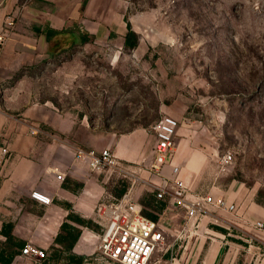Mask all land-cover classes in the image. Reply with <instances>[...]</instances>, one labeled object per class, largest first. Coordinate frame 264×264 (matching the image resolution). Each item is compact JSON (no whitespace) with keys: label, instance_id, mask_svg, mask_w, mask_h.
<instances>
[{"label":"rangeland","instance_id":"374dc122","mask_svg":"<svg viewBox=\"0 0 264 264\" xmlns=\"http://www.w3.org/2000/svg\"><path fill=\"white\" fill-rule=\"evenodd\" d=\"M103 5L99 34L80 31L69 44L59 39L53 51L52 42L40 47L38 59L21 70L30 76L35 96L71 116L80 137L84 126L121 136L148 129L154 139V125L171 115L179 123L174 146L182 147L172 153L190 162L185 184L191 193V185L200 191L234 185L238 195L264 207V0ZM128 23L139 39L134 48L125 45ZM142 143L147 149V135ZM229 152L233 158L223 167ZM144 156L124 163L134 176L114 168L101 176L115 198L136 180L134 194L144 214L168 226L175 211L164 212L166 200L136 188L151 179L144 171L147 151ZM176 219L182 225L185 218Z\"/></svg>","mask_w":264,"mask_h":264},{"label":"crops","instance_id":"0c3cea01","mask_svg":"<svg viewBox=\"0 0 264 264\" xmlns=\"http://www.w3.org/2000/svg\"><path fill=\"white\" fill-rule=\"evenodd\" d=\"M104 1L87 0L82 6V0H0V32L7 17L14 20L13 32L0 48V155L4 145L11 153L0 172V252L5 250L4 258L15 255L11 264H76L77 257L82 258L80 264H105L97 251L102 221L97 206L115 196L106 189L101 171L92 170L86 159L75 156V150L100 151L110 146L124 163L144 159L145 151L147 165L153 160L155 138L148 129L147 132L136 129L121 136L97 134L83 126L79 127L84 132L80 137L72 117L61 113L52 101L38 99L30 76L21 72L38 59L40 47L52 42L53 51L60 44L59 39L69 44L79 39L80 31L99 34ZM88 15L92 20L87 19ZM51 30L60 32L54 34ZM146 135L147 149L142 143ZM188 165L190 162L182 156L174 155L164 167L166 177L171 180L169 189L175 178L189 180ZM214 169L217 171V165ZM58 172H63V179L57 177ZM152 180L161 185L164 177L154 175ZM134 187L130 186L137 199ZM136 188L138 192L144 189L153 192L156 197L155 187L150 183ZM190 188L194 193L222 196L235 203L236 210L210 208L201 217L199 235L178 238L186 212L168 197L167 191L164 212L175 211L166 226L171 237H166L148 264H264V229L253 225L264 220V207L238 195L234 185L215 184L204 191L194 189L193 185ZM34 190L47 193L52 202H39L31 196ZM70 214L99 223V229L80 224L69 218ZM178 215L185 218L182 225L176 219ZM64 222L80 229L70 251L55 240L63 233ZM4 229L12 235L11 244ZM28 242L44 249L47 259L22 255L20 243Z\"/></svg>","mask_w":264,"mask_h":264},{"label":"built area","instance_id":"2783aa9c","mask_svg":"<svg viewBox=\"0 0 264 264\" xmlns=\"http://www.w3.org/2000/svg\"><path fill=\"white\" fill-rule=\"evenodd\" d=\"M13 28V18L7 17L4 28L0 32V48L12 34ZM178 125L177 119L171 115H163L154 125L153 160L149 165H146L144 170L151 176V179H142L141 182L152 184L156 190V197L159 199L164 198L169 191V198L185 210L186 220L178 234V238H182L200 234L202 231L201 217L210 208L235 211L236 205L226 198L212 193H191L185 181L180 178H175L172 181L173 185L170 186V189L167 187L171 180L166 177L164 167L173 160L172 151ZM10 154L7 145L1 147L0 172L7 163ZM75 156L86 159L89 167L95 171L114 168L133 175L129 169H126L124 162L118 159L110 146L100 151L77 148ZM232 158L231 152L225 154L221 160L223 167ZM154 175L164 177V182L161 185L155 183L152 180ZM57 177L63 179V172H58ZM135 182L136 180H133L132 185H135ZM31 196L43 204L52 202L51 197L40 190L32 191ZM97 212L102 220L101 228L97 234L99 239L98 258L105 264H148L154 252L160 249L166 240L168 230L166 225L161 223V220L150 218L144 214L143 205L134 197L131 188L119 198L101 202L97 206ZM253 225L256 229H264V220H257ZM21 253L27 257L47 259L46 251L31 242L22 247Z\"/></svg>","mask_w":264,"mask_h":264},{"label":"trees","instance_id":"16d2710c","mask_svg":"<svg viewBox=\"0 0 264 264\" xmlns=\"http://www.w3.org/2000/svg\"><path fill=\"white\" fill-rule=\"evenodd\" d=\"M87 0H83V5H85ZM128 27V31L125 35V45L129 48H134L137 46L139 39H138V35L137 33L132 29L130 23L127 24ZM50 32L56 34L59 33V31L56 30H51ZM82 40L85 42L87 40V37H83ZM124 194V193H123ZM122 193L119 194V196L123 195ZM153 196V195H152ZM147 216H149L150 218L153 219H157L158 217L152 213L146 212ZM146 215V214H145ZM69 218H73L75 220H77V222H79L80 224H83L85 226H89V227H94L95 225L94 222L92 220H84L81 219L79 217H75L74 214H70ZM6 226V225H5ZM62 230L63 233H60L57 237H56V242L61 244L67 251H70L74 245V243L76 242V240L78 239L79 235H80V229L78 227H76L75 225H72L69 222H64L62 225ZM3 232L7 235V241L8 244H11L12 242V235L10 234L9 231H6V229L3 230ZM25 244L24 243H20V246L23 247ZM5 251V250H4ZM3 252H0V262H3L4 264H11L13 259H14V254L11 256H7L6 258H4ZM73 258V257H72ZM82 261L81 257H77L75 259V263L76 264H80Z\"/></svg>","mask_w":264,"mask_h":264}]
</instances>
